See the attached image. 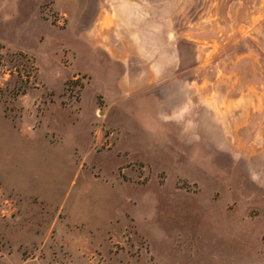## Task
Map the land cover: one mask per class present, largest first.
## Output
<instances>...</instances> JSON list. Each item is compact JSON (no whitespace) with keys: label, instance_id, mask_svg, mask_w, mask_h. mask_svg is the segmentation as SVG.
Here are the masks:
<instances>
[{"label":"rangeland","instance_id":"obj_1","mask_svg":"<svg viewBox=\"0 0 264 264\" xmlns=\"http://www.w3.org/2000/svg\"><path fill=\"white\" fill-rule=\"evenodd\" d=\"M139 1L0 0V264H264V0Z\"/></svg>","mask_w":264,"mask_h":264},{"label":"crops","instance_id":"obj_2","mask_svg":"<svg viewBox=\"0 0 264 264\" xmlns=\"http://www.w3.org/2000/svg\"><path fill=\"white\" fill-rule=\"evenodd\" d=\"M84 3V2H83ZM84 9V4H82ZM97 24L100 26V38L104 37L108 32L105 29L122 28H147L153 26L152 21V5H146L139 0H96ZM104 46L109 51L103 49L104 52L110 54L117 59H147L150 56L145 52L137 51H121L114 48L113 45Z\"/></svg>","mask_w":264,"mask_h":264}]
</instances>
